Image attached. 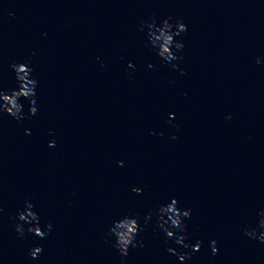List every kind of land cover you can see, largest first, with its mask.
<instances>
[{
  "label": "clouds",
  "instance_id": "1",
  "mask_svg": "<svg viewBox=\"0 0 264 264\" xmlns=\"http://www.w3.org/2000/svg\"><path fill=\"white\" fill-rule=\"evenodd\" d=\"M2 10L0 8V11ZM9 15L14 14L9 12ZM139 26L140 31L144 34L145 47L160 61L170 65L173 70L178 69L177 61L183 59L182 49L185 45L181 39L177 38L188 30L183 18L167 16L159 18V22H157V17L153 14L148 20H140ZM255 62L256 64H264V55H257ZM132 66L129 62V67ZM148 67L152 68L153 65L149 63ZM10 68L13 70L15 86L12 88L0 87V115L7 114L17 121L31 119L32 116L36 115L39 107L37 102L39 81L34 76L31 60L13 62ZM180 72L183 74V69H180ZM22 98L28 101L27 113L24 111ZM168 115L169 120L175 117V113H169ZM231 118V115L226 117L227 120H231ZM179 127V124H173V129ZM24 133L26 135L30 134V129L25 128ZM49 135H53L51 129H49ZM170 138L172 140L177 139L175 131H173ZM48 146L55 147L56 141L54 139L49 140ZM124 163V160L121 159L118 161V166L122 167ZM146 188H148V184L145 183L143 188L134 186L131 190L140 194ZM191 215L190 208L178 207L177 199L171 198L166 203H159L154 209L150 210L144 217L143 223L140 221L139 213L135 212H129L111 220L105 227L103 238L119 253L121 264H124V258L129 255L130 249H136L138 246L140 248L144 247L139 236L149 220H152L155 229L163 237L165 251L169 256L174 257L179 264H191L193 254L200 251L202 244L199 239L195 242H191L189 239L187 220L191 218ZM9 218L14 221L13 229L19 238H23L27 232L40 239H45L53 230L51 220L41 224L39 212L36 210L32 198L28 196L23 198L22 204ZM197 227L199 228V225ZM240 231L248 238L264 244V207L258 209L255 221L251 224L245 223ZM170 244L176 247L170 246ZM208 247L212 256L218 253L216 239H211ZM43 251V246H33L28 249L27 256L30 260H35L39 258Z\"/></svg>",
  "mask_w": 264,
  "mask_h": 264
}]
</instances>
